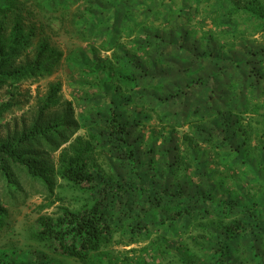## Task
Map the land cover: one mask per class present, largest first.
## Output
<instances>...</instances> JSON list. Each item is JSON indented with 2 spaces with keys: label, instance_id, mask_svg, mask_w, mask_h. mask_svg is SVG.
<instances>
[{
  "label": "trees",
  "instance_id": "1",
  "mask_svg": "<svg viewBox=\"0 0 264 264\" xmlns=\"http://www.w3.org/2000/svg\"><path fill=\"white\" fill-rule=\"evenodd\" d=\"M34 1L41 5L40 0H0V88L47 78L62 65L64 54L50 38L55 19L37 21ZM118 1L107 19L93 16L88 1L87 12L78 9L65 19L87 35L86 47L77 51V67L88 79L81 87L92 97L82 126L70 125L71 113L64 122L32 125L0 140V178L9 193H17L21 185L14 178L22 175L47 192L29 233L36 244L27 250L30 264L66 258L85 263L113 243L115 231L128 219L133 239L146 229L141 221L150 213L156 222L160 212L166 213L164 224L193 217L195 209L182 205L184 196L195 197L192 204L205 202L206 181L228 179L220 177L226 166L234 178L264 186V3L164 0L161 13L150 10L151 4L144 9L147 0ZM88 14L94 20L88 21ZM137 15L144 16L150 31L134 34ZM195 16L199 20L193 24ZM63 17L59 20L66 27ZM159 17L168 25L158 28ZM33 39V59L19 62ZM58 93L59 86L49 87L43 111L58 105ZM81 129L85 135L74 137ZM248 137L259 140L255 155L261 157L250 159L245 152L251 147ZM58 150L54 165L51 154ZM55 177L81 197L78 208L64 203L62 186L54 192ZM230 196L223 198L220 219L211 227L220 239L206 264H264V226L244 228L237 220L242 209ZM54 203L59 205L53 215L41 214ZM205 216L202 209L197 218ZM9 224L0 204V232ZM8 262L0 256V264Z\"/></svg>",
  "mask_w": 264,
  "mask_h": 264
},
{
  "label": "rangeland",
  "instance_id": "2",
  "mask_svg": "<svg viewBox=\"0 0 264 264\" xmlns=\"http://www.w3.org/2000/svg\"><path fill=\"white\" fill-rule=\"evenodd\" d=\"M87 1L92 3L90 9L91 13H94L93 16L102 19L109 17V9L112 5L117 6L119 4L118 0H40L41 5L34 1L36 7L32 10L36 13L35 19L37 21L45 22L47 21L44 19L45 17L55 19L52 22L53 28L51 27L53 29L50 37L51 43L63 52L65 60L63 58L59 69L47 78L37 81L26 80L12 87L0 88V140H3L6 136L18 135L22 131L28 130L32 125L42 128L55 123L56 120L64 122L66 116L71 113L72 122L74 123H70V125L80 124L82 126L84 121L82 117L86 112L91 111L90 103L88 104L87 101L92 97L90 93L84 95V88L81 87L88 79L84 78L83 75L81 76L80 68L77 67L79 65L77 55L81 56V53L77 51L86 47L84 40L87 35L81 36L78 34L77 26L72 27L66 20L78 9L84 10L85 8L87 12L89 6ZM142 1L144 0H135L137 2L135 4ZM153 1L157 0H147L142 3L144 9L151 4L150 10H158L162 13L164 7L162 4H165L166 1L159 0L158 6ZM175 1L178 2V0ZM233 1L236 4L243 5L249 0ZM258 1L264 3V0ZM43 6L44 12L42 11ZM122 7L125 8L123 5ZM218 10H220L219 7ZM62 15L64 16L63 20L67 22L66 27H64L65 24L62 25L60 22ZM88 15V21L94 20L92 15ZM156 16L160 15L156 14ZM197 17L195 16L192 19L193 24L197 23ZM66 29H68V33H65ZM47 32L48 34L51 33L49 30ZM95 37V35L90 36L93 42H95ZM81 39H83V42ZM254 40L256 39L254 38ZM31 41L29 47L18 59L19 62L33 59L37 39ZM75 60L78 63L74 62ZM90 77L92 76L90 75ZM50 86H59V102L58 105L43 111L42 102ZM129 109L130 107H128ZM154 121L153 119L147 125L145 123L147 131L149 128L154 127ZM181 132L178 130V133ZM184 132H186V129ZM79 135H85V131L81 129L74 137ZM249 140L251 147L247 148L245 152L250 154V159L253 156L261 157L259 154L255 155V152H258L259 140H253L252 138H249ZM65 146L67 145L63 147ZM58 153L59 150L51 154L54 165L57 164ZM226 167V170L221 168L220 177L225 176L228 179L220 178L222 180L220 184L211 178V181H206L208 185L210 184V187L207 188L208 196L204 194L205 202L196 199V203L192 204V199L195 197L184 196L182 205L191 206L195 209L193 217H182L177 223L173 220L164 224L166 213L160 212L159 218L162 219L158 218V222H156L154 214L150 213L141 221L146 229L143 227L144 230L139 232L133 239H130L128 235V222L131 220L128 219L126 223H122L123 228L115 231L113 243L103 248L99 253L91 254L85 263L66 258L55 264H206L213 257L214 246L220 239L218 232H214L211 227L215 221L220 219L218 211L221 213L220 208H223V198L226 199L227 196L231 195L230 198H232L233 203L242 209L237 220L240 219L242 224H245L244 228H253L252 231H255L264 226V186L252 183L253 180H248V178L238 180L237 177L232 176L233 171L228 170L229 166ZM16 179L14 178L15 182L19 183L21 187L14 191L17 193L12 194L9 193L11 191L8 184L0 178V204L6 210V219L10 222L9 226H4L5 230L3 229L0 232V256L9 261L7 264H30L31 258L27 250L32 247L35 248L36 244L30 239L29 233L32 224L38 217V206L47 202V192L40 183L30 180L24 175L18 176ZM53 185L55 193L59 190V187L64 188V203L70 209H76L80 206L81 197L78 198L79 196L75 191L65 188L64 182L55 177ZM24 189L26 191H23ZM188 195L191 196L190 193ZM211 197L214 198V201L210 200ZM51 200H53V196H51ZM58 205L59 203H54L50 208L41 210V214L53 215ZM174 205L176 204L174 203ZM248 207L249 209H247ZM202 209L207 216L198 219L197 217L202 214ZM223 212L228 214L226 211ZM237 216L233 215L231 217L236 218ZM213 228H216V225ZM246 233L247 231L244 234ZM260 239H264V236H260ZM250 240L249 238L245 239L247 242ZM7 252H9V256Z\"/></svg>",
  "mask_w": 264,
  "mask_h": 264
},
{
  "label": "crops",
  "instance_id": "3",
  "mask_svg": "<svg viewBox=\"0 0 264 264\" xmlns=\"http://www.w3.org/2000/svg\"><path fill=\"white\" fill-rule=\"evenodd\" d=\"M133 1H135V0H133ZM128 3L129 4H131V3H133L132 2V0H128ZM105 14V13H104ZM159 20H160V22H159V25H158V28L159 27H164V26H166V25H168V23H166L167 22V20H165L163 17L161 18V17H159L158 18ZM142 20H144V16L143 15H137V16H133V19H132V21H133V24H134V26H135V28L134 29H136V31H135V33L134 34H141L142 32L141 31H150V29L148 28V27H146V26H144V22L142 21ZM199 20V18H197L196 19V21H198ZM124 22H125V20H124ZM206 24H207V22H206ZM154 25V24H153ZM136 40V39H135ZM170 55V54H169ZM162 60L164 61V62H167L168 61V55L167 56H162ZM195 63V62H194ZM165 69H166V65L161 69V71H163V72H165ZM168 71H169V66H168ZM191 94H193L192 96H194L195 95V93H191ZM191 96V97H192ZM196 98H198V97H196ZM164 117V116H163ZM185 129H187V128H184V130Z\"/></svg>",
  "mask_w": 264,
  "mask_h": 264
}]
</instances>
